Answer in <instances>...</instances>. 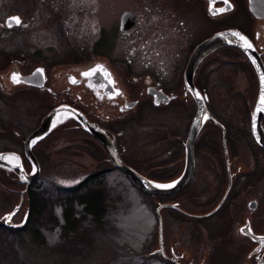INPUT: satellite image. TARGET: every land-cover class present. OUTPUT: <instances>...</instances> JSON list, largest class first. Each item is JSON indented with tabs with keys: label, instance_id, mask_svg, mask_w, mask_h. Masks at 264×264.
<instances>
[{
	"label": "flooded vegetation",
	"instance_id": "af4514ba",
	"mask_svg": "<svg viewBox=\"0 0 264 264\" xmlns=\"http://www.w3.org/2000/svg\"><path fill=\"white\" fill-rule=\"evenodd\" d=\"M9 1L10 14L1 7L9 2L0 0V133L3 136H0V143L4 145H0V153L15 154L22 161L24 170L33 174L35 169L24 154V141L40 127L48 114L62 109L81 113L98 135L113 142L126 166L146 179L171 182L184 171L185 143L197 116L193 95L197 92L204 100L209 116L203 118L204 122H196L194 172L182 190L190 192L187 201L189 203L190 199L195 205L191 209H198L199 213L192 214L193 217L187 215V209L181 206L183 196L178 195L181 190L169 197H153L157 200L154 202L156 217L159 206L176 204L175 208L165 209L182 217V221L188 218L199 222L207 232H204L203 253L206 254L203 264H259L264 256V241L254 240L245 232L264 237V192L257 190L258 184L264 188V165L258 160V154H264V149L257 145L252 132L253 114L261 90L254 65L264 68V0H138L136 9H122L115 20L109 17V0L99 3L93 0V37L84 48L85 56L82 50L49 54L51 45L46 21L51 0ZM62 12L65 17L63 7ZM14 18L20 23H15ZM195 29L198 30L196 34ZM223 32L238 34L229 39L234 44L225 45L224 41L211 53L203 54L205 57L201 55L189 84L186 69L195 52L205 41ZM223 64L231 65V68L221 70ZM171 65L176 66L171 68ZM97 68L100 70L91 76L83 75ZM14 75L16 82L13 81ZM187 87L190 88L187 90ZM217 91L224 99L223 110L229 103L227 98L235 99L232 114L225 115L222 107L214 104ZM154 92L170 98L169 102L165 104L159 99L155 104ZM131 104L133 106L129 107ZM172 106L175 107L169 110ZM26 108H35L40 115L36 124L23 139L7 137V130L16 123L17 115L30 111H25ZM145 108L158 113L154 115L157 123L155 135L149 140L150 145L147 141L145 145L137 144L138 149H134L136 139L131 134V126L141 118ZM169 117L176 121L171 123V132L163 130ZM59 122L42 141L31 146L40 173L30 186L44 173L42 161L47 155L48 143L53 142L56 135H62L64 139L77 135L103 154L99 160L101 166L108 163L114 169L104 146L80 122L69 116ZM261 127L264 131V114ZM141 147L148 148V153H142ZM242 154L254 169L239 164ZM156 156H160V162H167L165 166L152 163ZM210 158L215 161L212 171ZM108 170L91 173L88 179H97ZM156 170L163 171L155 174ZM168 171H172L170 175L161 174ZM209 171L216 178L211 190ZM2 174L10 175L0 169ZM157 175L166 179H157ZM241 195L243 202L239 201ZM166 199L172 201H163ZM251 201L257 203L252 211L248 208ZM218 205L221 207L214 214L202 217ZM218 213L220 216L214 220ZM248 214L256 216L249 220L246 219ZM228 218L229 224L236 222L233 223L235 228H224L222 222ZM156 219V250L148 254L153 253L155 258L168 263L163 246L162 253L157 252L159 217ZM209 219L213 221L212 225L207 224ZM208 234L215 235L211 238L215 247L210 246ZM171 237L174 240L175 236Z\"/></svg>",
	"mask_w": 264,
	"mask_h": 264
},
{
	"label": "rangeland",
	"instance_id": "374dc122",
	"mask_svg": "<svg viewBox=\"0 0 264 264\" xmlns=\"http://www.w3.org/2000/svg\"><path fill=\"white\" fill-rule=\"evenodd\" d=\"M6 1L9 3H5L1 7L9 12L11 3L9 0ZM92 1H50L46 21L49 44L51 45L50 55L68 54L82 50V55L85 56L84 48L88 47V42L93 37ZM100 1L98 0V3ZM125 1L130 4H123L124 1L120 2V0H109L110 19H117L122 9L137 8L136 2L138 0ZM60 4L63 7L64 14L66 13L65 17H63ZM107 27H109V24ZM197 31L195 29V34ZM106 42L105 39L103 43ZM57 45L59 46L57 47ZM118 54L120 53L118 52ZM175 66L171 65L170 67L174 68ZM230 66L223 64L220 69L228 71L231 68ZM227 99L230 104L226 103V109L223 110L224 99H221L218 91L213 98L214 104L221 106L225 115H227L226 113L230 115L235 111L236 101L234 98ZM173 107L175 106L170 107L169 110ZM24 110L30 111L25 115L23 113L17 115L16 123L13 127H10L11 129L7 130V137L16 140L23 139L29 129L31 130L32 126L36 124L40 115L35 108ZM154 115H158V113L154 114L153 110L150 111L145 108L141 118L131 126V134L136 139L133 141L134 149H138L137 144L145 145L147 141L154 138L157 126ZM175 122L174 117L167 118L163 130L171 132V123ZM14 132L18 135L16 136ZM133 132H135L134 135ZM0 136H2L1 133ZM53 138L55 141L48 143L47 155L42 161L44 163V173L40 179L28 187L34 193L35 200H38V207H40L41 212L37 217H34V221L29 225L27 231H21L22 227L15 228L20 231L15 232L14 229L11 231V228L3 226L8 213H12V210L18 206L25 185L20 182L18 171L8 170L10 178L7 174L0 175V264H203L205 262L203 256L206 252H203L205 250L204 242H206L205 233L207 232L202 229L199 222L190 221L192 219L188 220V218H184L182 221V217L165 208L160 209L159 218L161 220V235L163 236L162 246L164 254L167 255L168 263L158 260L153 256V253L149 256L150 253L148 254V252L155 251L157 244L158 224L156 218L158 216L156 217L154 209V202L157 200L140 193L119 169H111V165L108 163L106 166H101L99 160L103 154L96 151L92 144L91 147L87 144L88 142L80 140L77 135H72L67 139H64L62 135H56ZM0 145L2 144L0 143ZM6 145L10 146L9 143H6ZM2 146H0V149ZM141 152L148 153V148L141 147ZM156 157L157 159L153 160L152 163L165 166L167 162H160V156ZM240 159L239 164L241 166H246L251 170L254 169V165L251 166L243 154ZM258 160H260L261 165H264V154H258ZM214 165L215 161L210 158L211 171ZM101 169L110 170L105 175L91 180L85 187L73 194L72 191L85 182L91 173L99 172ZM162 171L156 170L154 173ZM211 171L208 173L210 176L208 179L210 190L216 182V178ZM171 172L161 174L170 175ZM157 179L165 180L166 178L159 176ZM89 190L101 193L102 214L94 220H92L91 215H85L82 212L81 206L78 204L79 200L77 201ZM257 190L264 192V188L260 184L257 185ZM189 193L184 189L178 195L183 196L181 206L185 210L187 209L188 216H192V214L199 212L198 209H191L195 205H192L190 199L188 203L186 197ZM23 197L22 209L11 221L13 225L21 224L27 213V195ZM71 197L74 201H69ZM163 201L171 202L172 199ZM239 201H244L243 195H241ZM175 205L170 206L175 208ZM70 206L72 211L70 220L77 222L79 226L75 230H69L68 233L64 234L62 229L66 223L64 211ZM218 216H220V213L214 217L216 218L214 220H217ZM253 216L256 215L248 214L246 219L250 220ZM231 217H234V219L235 217L239 218V216ZM211 222L213 221L209 219L207 224L212 225ZM228 222L229 218L228 221L222 222L224 228H227V226H231V229L235 228L233 223L236 222H231V224ZM173 235L175 236L174 240L171 237ZM209 237L207 240L210 246L215 247L216 244L211 240L215 235H209ZM168 239L172 242L168 243Z\"/></svg>",
	"mask_w": 264,
	"mask_h": 264
},
{
	"label": "water",
	"instance_id": "95a60500",
	"mask_svg": "<svg viewBox=\"0 0 264 264\" xmlns=\"http://www.w3.org/2000/svg\"><path fill=\"white\" fill-rule=\"evenodd\" d=\"M127 17V15H125ZM123 16L125 19L126 17ZM231 37H236L232 35V32H223L220 34H217L215 36H212L209 40L205 41L195 52V55L193 56V60H191L187 66L186 69V76H187V80L191 81V75L192 72L194 71V68L196 67L197 63L199 62V58L201 55L203 54H208L211 53L212 50H214L217 47L222 46V44L225 41V45H233L234 43L230 42L229 39H231ZM205 55H203L205 57ZM202 58V57H201ZM257 68V72L259 74V78L261 81V90H260V94L257 100V104H256V109L254 111L253 114V119H252V132H253V137L257 143V145L261 148L264 149V131L262 130L261 127V118L264 114V104L261 103V98L264 97V68H260L258 67L257 64L254 65ZM25 82L28 81L27 78L24 79ZM190 86V85H189ZM190 87H187V90ZM154 100H155V104L158 102L159 99H163L164 101H162L163 103L167 104L170 100V98H167L165 95H163L160 92H154L153 94ZM196 104H197V113H196V118L194 120L193 125L191 126L190 130H189V135H188V139L185 143V156H186V161H185V167H184V171L183 174L176 180L171 181V182H167V183H160V182H155L149 179H146L145 177L141 176L140 174H138L136 171H134L132 168L126 166L121 159L119 158L113 142H108L107 140H105V136L102 135H98L96 133V130L92 128V126L88 123V121L86 120V118L79 112H75V113H69L67 111H63L62 109H57L54 110L53 112H51L50 114H48L41 122L40 127L35 130L33 133H31L27 139L24 141V154L25 156H27V158L29 159V161L32 163L35 171L33 174H28L22 165V161L20 160V158L18 156H16L13 153H0V169L9 172V171H18V176L20 178V182L23 183V185H25L24 191L21 194V200L18 203V206H16L12 211V213H8L3 226L7 227V228H11V229H18V228H22L25 226L26 221H27V216H28V207H27V213L25 215V218L23 220V222L19 225H13L11 223L13 217L22 209V198H24L23 196L26 195L28 187L30 186V184L32 182H34L40 173V169H39V164L36 160V158L32 155L31 153V146L32 144L42 141L47 134H49L50 132H52V130L57 127L58 122L61 120H64L65 118L72 117L75 118L76 121L80 122L83 126V128L89 133L91 134L94 138H96L106 149L109 158H110V162L113 165L114 168L121 170L129 179V181L131 182V184L142 194L148 195L150 197H169L172 196L174 194H176L177 192L181 191L189 182V180L192 178L193 172H194V167H195V162H194V157H193V142H194V138H195V134L197 132V125L196 122H204V117L207 118L208 112L204 103V100L200 97V95L195 92L193 93ZM133 104H131L129 107H132ZM60 114H65L63 115L62 118H60L59 120H56V117ZM209 116V115H208ZM201 118V119H200ZM60 123V122H59ZM103 137V138H102ZM12 161V164L7 165L6 163L9 161ZM9 170V171H8ZM167 185H172V187H163V186H167ZM224 200V199H223ZM223 202V201H222ZM257 206L256 201H251L248 203V208L249 210H255ZM221 207V205H218L212 212L202 216L204 218L211 216L212 214H214L219 208ZM162 208H173V206H170L168 204L165 205H161L159 206V208L157 209L156 213L159 217V211ZM10 217V219H9ZM246 230V229H244ZM246 234H248L249 236H251L252 238H254V240H261L260 242L264 241V237H260V236H253L250 235V233H248L247 231L245 232ZM159 249L157 252H161L162 253V237H161V220L159 218ZM156 250V249H155ZM259 264H264V256L263 258L260 260Z\"/></svg>",
	"mask_w": 264,
	"mask_h": 264
},
{
	"label": "trees",
	"instance_id": "16d2710c",
	"mask_svg": "<svg viewBox=\"0 0 264 264\" xmlns=\"http://www.w3.org/2000/svg\"><path fill=\"white\" fill-rule=\"evenodd\" d=\"M9 177V176H8ZM91 180H93L92 178L86 179L85 182H83L82 184L78 185L76 187L75 190H73V194H75V192L81 190L83 187H85ZM27 199H28V216H27V221H26V225L20 229L21 231H27V228L29 227L30 224L33 223L34 221V217L38 216V214H40L41 210L40 207H38V200H35L36 197L34 195V193L31 191V189L28 188L27 190ZM73 197H75V195H73ZM100 197H101V193L99 192H94V191H90L88 193H86L84 196H81L79 199H77L78 204L81 206V210L82 212H84L85 215H91L92 220L96 219L99 217V215L102 214V209H101V205H100ZM72 200L69 199V201ZM72 215V211H71V206L67 207L66 210L64 211V220L66 221V223L63 225L62 229L64 234L68 233V231H72L75 230L76 227L79 226V224L75 221L72 222L70 220V217ZM11 231H13L12 229H10ZM15 232H20L17 231L16 229H14Z\"/></svg>",
	"mask_w": 264,
	"mask_h": 264
},
{
	"label": "snow or ice",
	"instance_id": "6c2138e0",
	"mask_svg": "<svg viewBox=\"0 0 264 264\" xmlns=\"http://www.w3.org/2000/svg\"><path fill=\"white\" fill-rule=\"evenodd\" d=\"M221 11H223V10H221ZM14 19H15V23H17V24L20 23V21H19L18 18H14ZM232 35H233V36H238L237 33H232ZM239 39L244 40V37H243V36H239ZM245 43L247 44V41H245ZM247 46H248V47H251L250 44H248ZM98 70H100V69H99V68H97V69H93V70H91V71H89V72H85V73H83V75H84L85 77H89V76H91L95 71H98ZM105 76H107V73H105ZM13 81H14V82L17 81V77H16L15 75L13 76ZM109 82H111V81H109ZM261 103L264 104V97L261 98ZM163 187H172V185H167V186H163ZM9 219H10V217H9Z\"/></svg>",
	"mask_w": 264,
	"mask_h": 264
},
{
	"label": "bare ground",
	"instance_id": "6f19581e",
	"mask_svg": "<svg viewBox=\"0 0 264 264\" xmlns=\"http://www.w3.org/2000/svg\"><path fill=\"white\" fill-rule=\"evenodd\" d=\"M63 115H65V114H60V115H58V116L56 117V120H59L60 118H62ZM6 164H7V165L12 164V161L10 160V161L7 162Z\"/></svg>",
	"mask_w": 264,
	"mask_h": 264
}]
</instances>
